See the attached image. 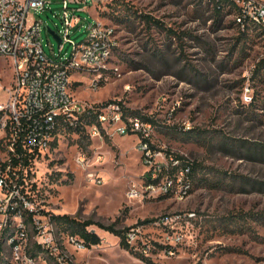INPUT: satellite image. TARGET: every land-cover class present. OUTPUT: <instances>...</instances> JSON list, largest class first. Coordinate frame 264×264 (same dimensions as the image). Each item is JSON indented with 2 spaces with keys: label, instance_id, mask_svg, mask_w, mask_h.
Segmentation results:
<instances>
[{
  "label": "rangeland",
  "instance_id": "1",
  "mask_svg": "<svg viewBox=\"0 0 264 264\" xmlns=\"http://www.w3.org/2000/svg\"><path fill=\"white\" fill-rule=\"evenodd\" d=\"M62 14V0H54L52 10L29 16L57 31L64 30ZM79 14L87 21L71 29V38L80 40L96 18L114 29L117 45L104 70L79 75L76 95L121 101L128 115L154 122L156 150L197 168L191 194L180 199L145 187L136 134L63 132L36 165L43 215L135 227L134 249H127L117 235L91 225L100 243L81 250L65 243L75 263L264 264V33L242 32L227 11L217 20L205 0H92ZM42 36L48 53L52 44L59 51L47 27ZM71 48L64 43L63 53ZM247 88L251 104L244 102Z\"/></svg>",
  "mask_w": 264,
  "mask_h": 264
},
{
  "label": "built area",
  "instance_id": "2",
  "mask_svg": "<svg viewBox=\"0 0 264 264\" xmlns=\"http://www.w3.org/2000/svg\"><path fill=\"white\" fill-rule=\"evenodd\" d=\"M53 1L0 0V92L8 97L7 101L0 99V264H76L65 243L76 250L87 247L78 235L59 234L51 214L43 215L39 198L36 165L57 145L54 142L63 133L61 119L71 120L73 126L82 121L91 138L136 134L148 190L184 199L194 187L190 160L154 148L152 120L126 114L119 101H88L76 95L72 85L79 75L104 70L117 39L114 29L96 18L86 24L80 40L71 38V29L87 21L79 11L92 0H62L64 30L56 31L62 42L58 52L52 44V53H48L42 32L49 26L41 17L29 15L52 10ZM227 1L237 8L233 14L243 28L253 23L264 29V0ZM64 43H71L69 53H63ZM243 98L246 103L253 100L249 88ZM92 116L95 120L88 121ZM78 159L85 164L87 157L80 153ZM96 180L102 181L100 177ZM131 195L142 192L133 190ZM134 228L127 232L133 247Z\"/></svg>",
  "mask_w": 264,
  "mask_h": 264
},
{
  "label": "trees",
  "instance_id": "3",
  "mask_svg": "<svg viewBox=\"0 0 264 264\" xmlns=\"http://www.w3.org/2000/svg\"><path fill=\"white\" fill-rule=\"evenodd\" d=\"M207 3L212 4L214 9H215V15H217V20L220 19L221 15L224 14L225 11L230 12V13H235L236 11V7L235 5H233L231 2L227 1V0H221V1H208ZM142 16V15H141ZM145 19V21L149 22V21H154L155 24H159L160 21H158L157 19H154L153 17H151L150 15H146L143 17ZM235 23H237V25L240 27L242 32L247 31L250 28H257L259 29V31L261 33H264V29L259 28V26L257 25H253V23H246V27L243 28L240 23L237 22L236 18L234 19ZM176 33V32H173ZM264 61H261L259 63L258 66V70L260 69L261 65L263 64ZM111 101H106V103H109ZM121 104L122 102L119 101ZM253 103V102H251ZM249 103V104H251ZM123 105V104H122ZM124 107V105H123ZM125 109V108H124ZM125 113H127L126 109H125ZM133 115H137V114H133ZM143 119L149 120V118H145L142 117ZM95 120V117L92 116V118L88 119V121H93ZM61 128L63 130V132H78L81 134H87V130L83 124L82 121H79L77 123L76 126H73L71 124V120H63L61 119ZM57 144V141L54 142V145ZM183 157V156H181ZM185 158V157H183ZM192 166H193V173H194V184H195V172H196V168H197V163L195 161H189ZM30 175L33 176V173H30ZM12 176V175H11ZM31 177V176H30ZM35 185H37V182H35ZM51 220L56 224V226H58L60 229L67 231L68 233L74 234V235H78L80 238L84 239L85 242L91 246L93 244H98L101 242V236L94 230V229H90L89 227L91 225H99L100 227H102L105 230H108L112 233H114L115 235H117L121 240H120V244L122 247H125L127 249H134V247L127 241V232L129 231V229L131 227H126V228H117L115 224H105V223H101L99 221H95L93 219H85L82 220L79 217H77L76 215H71L69 213H51ZM145 221H149V219L145 220ZM156 245H159L161 248H164L163 245L159 244V243H155ZM141 257L143 259H147V257H145L144 255L141 254ZM2 258V254H1V248H0V259Z\"/></svg>",
  "mask_w": 264,
  "mask_h": 264
},
{
  "label": "water",
  "instance_id": "4",
  "mask_svg": "<svg viewBox=\"0 0 264 264\" xmlns=\"http://www.w3.org/2000/svg\"><path fill=\"white\" fill-rule=\"evenodd\" d=\"M48 31L55 37L59 44L62 42V39L60 35L56 32V30L52 29L51 27H48Z\"/></svg>",
  "mask_w": 264,
  "mask_h": 264
}]
</instances>
